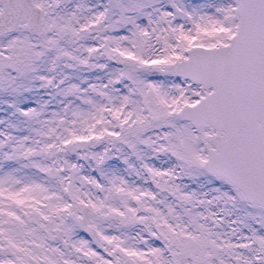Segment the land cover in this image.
Returning a JSON list of instances; mask_svg holds the SVG:
<instances>
[{"label": "snow or ice", "instance_id": "1", "mask_svg": "<svg viewBox=\"0 0 264 264\" xmlns=\"http://www.w3.org/2000/svg\"><path fill=\"white\" fill-rule=\"evenodd\" d=\"M0 264H264V0H0Z\"/></svg>", "mask_w": 264, "mask_h": 264}]
</instances>
